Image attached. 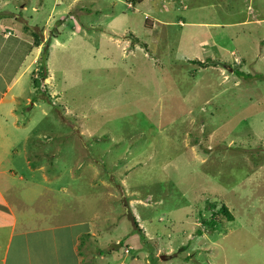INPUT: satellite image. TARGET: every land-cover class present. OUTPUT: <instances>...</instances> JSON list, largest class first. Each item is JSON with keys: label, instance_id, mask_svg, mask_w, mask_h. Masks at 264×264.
Returning a JSON list of instances; mask_svg holds the SVG:
<instances>
[{"label": "rangeland", "instance_id": "1", "mask_svg": "<svg viewBox=\"0 0 264 264\" xmlns=\"http://www.w3.org/2000/svg\"><path fill=\"white\" fill-rule=\"evenodd\" d=\"M120 3L124 17L83 8L86 33L31 31L39 47L0 97L21 205L100 224L84 260L114 247L124 264H264V0Z\"/></svg>", "mask_w": 264, "mask_h": 264}, {"label": "crops", "instance_id": "2", "mask_svg": "<svg viewBox=\"0 0 264 264\" xmlns=\"http://www.w3.org/2000/svg\"><path fill=\"white\" fill-rule=\"evenodd\" d=\"M116 1L61 0L59 3L58 0H0V5H2L0 7L2 11L0 15V34L2 35V38H0V49L4 46L3 37L15 36L18 39L31 42L33 40L32 29H40L41 35L44 36L53 25L58 27V29L56 27L54 38L64 28L69 29L68 37H71L77 31H84L86 33L84 26L80 24L81 19L79 18V13H82L83 8L88 16H90L92 11H95L94 15L96 17L100 16L98 14L106 13L116 16V13L119 15L120 12L117 9V5L119 4H116ZM120 1V4L123 6L124 3H127V0ZM147 2L149 3L150 0L141 1L138 4L140 9ZM107 3L114 4V7L112 5L114 10H110V12ZM96 6L98 7L97 10L94 9ZM102 6L107 7L106 10L105 8H101ZM134 9L137 10V6L132 10ZM61 12L67 14L65 19L63 16H58ZM120 14L122 17L125 15L124 12H120ZM55 15L58 17L57 19L54 18ZM220 27L222 28V26ZM30 39L32 40L30 41ZM31 52L27 55L29 56ZM23 61L25 63L24 58L20 63L12 62L10 59L0 60L1 98L16 87L19 74L27 70L28 66L21 71ZM34 63L35 66L36 60ZM8 69L10 72L16 70V75L13 74L9 78L8 76L10 75L5 74L8 73ZM19 97L20 95L12 96V106ZM8 111L13 112L10 107ZM12 123L14 124V129L18 131L26 129L22 127L23 125H18V121ZM11 136V133L8 131L5 138L8 139ZM23 139L25 141L26 137ZM11 150L14 149L11 148L9 143L6 144V142L0 140V236L3 237V241L0 242V264H124V260L122 261L119 257L114 258L117 262L111 259L112 253L117 250L114 247L106 255L102 253L98 255L90 254L89 260H84L80 247L81 241L89 240L91 238L89 235H94L97 240L103 238L104 234L101 232L102 227L100 224H82L86 223L82 222L79 224L83 229H78V226L72 223H56L59 220V216L55 217L57 216L58 209H60V205L55 207H59L55 209L57 210L56 212L48 202H46L45 208H37L35 212L29 211L28 207L21 205L24 203V197L19 193V189H23L24 185L28 186V180L22 173H18L14 169L13 164L12 166L5 165V163L9 162L8 155ZM41 156L43 155L41 154ZM41 156L38 154L34 158L40 159ZM24 164L28 170L35 171L33 169L35 166H32L29 159H25ZM33 189H35V186L32 185L31 190ZM29 213L32 214L28 215ZM59 215L61 214L59 213ZM1 228L2 230H6V232L2 233ZM83 235L84 237L81 239ZM119 244L120 242H118Z\"/></svg>", "mask_w": 264, "mask_h": 264}, {"label": "trees", "instance_id": "3", "mask_svg": "<svg viewBox=\"0 0 264 264\" xmlns=\"http://www.w3.org/2000/svg\"><path fill=\"white\" fill-rule=\"evenodd\" d=\"M127 1L134 6L135 4L140 3L143 0H127ZM0 15H1V13H0ZM36 35L37 34H35V36ZM0 38H2L1 34H0ZM2 41H3L4 46L1 47V49H0V57H1L0 60H5L3 58V55L5 53H7V58L6 59H10V60H12V62H17V63H20L23 60L25 55L30 52V50L32 49L33 45H37V46L39 45L38 44L39 40H37V39H35L33 41V43H29L27 41H24L23 39H18L15 36H8L6 38L3 37ZM49 45H50V39H48V40H46L44 42V45L42 47V51H41V54H40V62L41 63H40L39 69H41L40 70V72H41L40 75L42 76V78L45 76V73H46L45 72L46 71L45 61H46ZM191 61L194 62V63H197L198 65H203L204 66L210 60L207 59L205 62H203V61L198 60V59H193ZM13 72H15V70L12 71V75L14 74ZM8 77L11 78V76H8ZM218 211H219V213L221 215L226 217V219L228 221H231L233 219L232 214L229 212V210L227 209V207L225 205H221ZM215 221L216 220L214 218V215H212L211 219L208 221V224H207L208 227L212 231H214V229H215V224H216Z\"/></svg>", "mask_w": 264, "mask_h": 264}]
</instances>
